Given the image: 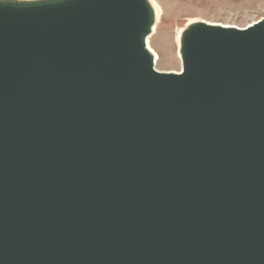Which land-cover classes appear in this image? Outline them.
Returning <instances> with one entry per match:
<instances>
[{
  "label": "water",
  "instance_id": "water-1",
  "mask_svg": "<svg viewBox=\"0 0 264 264\" xmlns=\"http://www.w3.org/2000/svg\"><path fill=\"white\" fill-rule=\"evenodd\" d=\"M151 5L0 0V264H264V18Z\"/></svg>",
  "mask_w": 264,
  "mask_h": 264
},
{
  "label": "rangeland",
  "instance_id": "rangeland-1",
  "mask_svg": "<svg viewBox=\"0 0 264 264\" xmlns=\"http://www.w3.org/2000/svg\"><path fill=\"white\" fill-rule=\"evenodd\" d=\"M159 9L149 47L156 55L155 70L179 72L176 35L190 21L244 29L264 18V0H151Z\"/></svg>",
  "mask_w": 264,
  "mask_h": 264
},
{
  "label": "bare ground",
  "instance_id": "bare-ground-1",
  "mask_svg": "<svg viewBox=\"0 0 264 264\" xmlns=\"http://www.w3.org/2000/svg\"><path fill=\"white\" fill-rule=\"evenodd\" d=\"M151 1V0H150ZM151 6H153V8H154V10H155V14H156V21H155V25H154V27H153V30H152V34H151V36L153 35V33L155 32L154 30L156 29V27H157V24H158V20H159V9H158V7L156 6V4L155 3H153L152 1H151ZM191 22H194V21H190V22H188L187 24H189V23H191ZM224 26V25H223ZM224 27H230V26H224ZM232 27V26H231ZM181 29H183V28H181ZM181 29H178V32H177V35H176V42L175 43H177L178 42V38H179V34L181 33ZM150 36V37H151ZM149 37V38H150ZM149 38L147 39V46H148V48H149V50H151L150 49V47H149V44H148V40H149ZM177 47H178V43H177ZM152 53H153V56H155L156 57V55L154 54V52L153 51H151Z\"/></svg>",
  "mask_w": 264,
  "mask_h": 264
}]
</instances>
